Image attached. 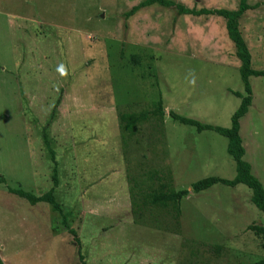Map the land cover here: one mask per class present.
Listing matches in <instances>:
<instances>
[{"label": "rangeland", "instance_id": "rangeland-1", "mask_svg": "<svg viewBox=\"0 0 264 264\" xmlns=\"http://www.w3.org/2000/svg\"><path fill=\"white\" fill-rule=\"evenodd\" d=\"M140 1L0 0V264H81L79 253L86 264H254L264 255L247 228L264 226L250 188H190L206 176L234 177L226 137L168 115L230 125L243 83L225 20L157 4L126 17ZM174 1L229 9L239 2ZM247 2L258 7L242 14L239 28L251 67L264 69V0ZM249 83L239 134L264 188V76ZM158 95L163 134L152 120L122 136L118 113L150 109ZM43 132L56 162L54 196L80 246L47 202L30 205L7 190L39 195L52 187ZM166 169L175 190H189L179 227L167 210L151 207L140 218L131 210L132 187L141 198Z\"/></svg>", "mask_w": 264, "mask_h": 264}, {"label": "trees", "instance_id": "trees-1", "mask_svg": "<svg viewBox=\"0 0 264 264\" xmlns=\"http://www.w3.org/2000/svg\"><path fill=\"white\" fill-rule=\"evenodd\" d=\"M152 4H157L163 7H174L178 14L193 16L215 15L224 18L227 36L233 43L234 54L239 60L238 71L243 83V94L234 92L236 96L240 97V103L230 116V125L228 127H221L209 123H202L198 119L179 115L173 110L168 111V115L173 121L193 126L197 132L212 130L225 136L227 139L226 152L233 158L235 163V175L233 178L227 179L218 176H206L192 182L190 185L191 191L196 193L205 190L216 183L230 187H234L237 184H244L251 189V202L264 213V188L258 178L252 173L251 165L243 159L244 147L239 134V119L247 112L252 100V90L249 83V77L264 76V69H253L251 67V55L239 28V19L246 10L258 7V4L255 3L250 5L247 0H239L235 9H229L224 7L210 8L205 6L187 7L183 3L175 2L174 0H141L139 3L132 6L129 11L125 13V16L129 17L139 9L148 7ZM57 102H59V100ZM164 114L165 110L162 106L160 95H158L157 100L152 103L150 109L120 112L118 113V120L121 135L124 137L134 136L139 131V126L142 123L151 122L152 120L155 121L153 127L157 129L158 133L163 134ZM43 142L49 152L50 160L52 162V187L39 195H34L20 187L12 188L7 186V190L16 196L25 199L30 205H35L39 202H47L51 206L52 211H55L60 215L62 226L72 234L74 241L80 246V240L77 237L76 230L68 224V212L63 211L60 203L57 202L54 196V188L57 185V169L53 151L49 147L45 132H43ZM157 178L159 180L158 184L149 191L141 194V198L138 196V191L134 190L135 187H132L130 190L132 213L140 218V216L142 217L147 209L151 207L156 208V210H167L170 213L171 222L176 227H179V217L181 214L180 201L189 190H175L173 188L172 174L169 169H166L165 172L161 173ZM0 183H6V179L3 176H0ZM134 222L138 223L137 220ZM247 228L259 238L260 246L264 252V226L253 223L248 225ZM79 259L81 264H86L80 253ZM254 264H264V255Z\"/></svg>", "mask_w": 264, "mask_h": 264}]
</instances>
